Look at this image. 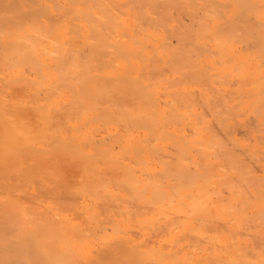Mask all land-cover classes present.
<instances>
[{
  "label": "bare ground",
  "instance_id": "bare-ground-1",
  "mask_svg": "<svg viewBox=\"0 0 264 264\" xmlns=\"http://www.w3.org/2000/svg\"><path fill=\"white\" fill-rule=\"evenodd\" d=\"M254 2L255 0L231 1L230 4L232 8H235V6L239 4L242 7V14L244 13L242 16L239 17V15H241L240 13L241 11H240L238 17L236 16L238 20L233 19L232 22L231 20H227V19H226L227 21H222L225 20L223 19V17H225L227 14L228 15L233 14V12L230 13L229 11H226L229 13L224 14L225 10L222 9V6H220L217 3V0H0V49L2 48L1 50L3 51L2 52L3 54L0 53V55H2L0 58L4 57L1 60L5 61L6 71L8 72L7 67H10L12 69L11 71L13 74L10 72L8 73L11 74L12 76H15L13 81L11 75L9 76L7 73L10 79L12 78L10 80L11 85L13 84L15 85L16 83L18 84L17 82L18 78H19L18 80H20L19 84H21L22 76L24 78V76L29 72V70L32 71L30 72L33 75L31 79L32 83L31 82L29 83L30 81L29 76H32L29 73H28L29 76H27L28 74L26 75L29 81L25 78L26 80L24 79V81L26 82L24 81L22 82L23 83L22 88L24 89L25 87L24 84L25 85L28 84L29 87L27 88L28 90H31L29 91L31 93L28 94L29 92L26 89H24L25 92L27 91L26 93L20 90V92H24V94L20 93V96L22 94L21 97L18 96V94L16 95L18 96V98L22 99L20 102L23 101L24 103L25 101L26 103L27 97H24V95L26 96L28 95V97L31 96L30 97L31 99L34 97L32 99L33 101L36 96L38 97V99L39 98L42 99L43 97L45 98V102L47 104V101L48 102L50 101L49 94L51 92L52 93L51 98L54 99L53 96H55V100L52 101L54 102L52 105L55 106L54 107L55 109L53 108L51 109L54 110L53 111L54 113L62 112L60 110V107L62 108L64 104H62V106L59 105L60 100L63 99L61 103L67 102L65 103V105L69 103L70 107L68 105L67 106L68 108H66V110L70 108L72 112V109L74 108L75 112L77 113L76 114L77 118L76 117L74 118V115L72 116L71 114L72 118L74 120L76 119L75 121L76 123L73 124L70 123L74 121L72 120L71 116H69V118L71 119L70 120L68 116L62 115L63 117H66V120L68 118L69 122L68 121L67 122L70 124V126L67 127L68 128L70 127L71 133L73 132V134H71L70 131H68L69 132L68 134V132L66 131L67 136L69 135V138L71 135L74 136V134H76V131L80 132L78 131L79 124L86 125L89 124V122L92 123V121L94 122L93 120L94 118H96L95 121L97 122V118L99 119L101 115H103V113L106 114V113H110L111 110L113 111L114 107L112 105L115 104L116 106L118 105L116 108L122 109V113L124 116L122 117L121 115H119L120 113L116 114L119 115V118H117L115 121L116 123L117 121L119 123H122L124 121L121 126L122 130L126 126V124L124 123H126L128 120L130 121L132 120L135 127L137 126L141 127L138 128L140 130H142L143 128L144 130L143 133L146 136L151 135L148 138H152L154 136L153 138L155 141L153 142H156L157 138L161 139L160 142L161 141L163 142V144L155 145V144H159L156 142L154 143V147H152L153 146V144H151L152 140L151 141L147 140L148 138L144 134L143 137H141L142 140L140 139V135H139V137L136 136V138H139V140H135L136 139L135 138L133 139V141L135 142L130 141V137H129L130 135H128L127 132H131L130 133L131 135H133L136 132H134L135 130L129 131L128 129L127 132H125L126 128H124L125 134L122 133L123 135H121V133L119 134L120 130L116 129L117 127L116 128L114 127L116 131H118V133L114 134L113 131L115 130L112 131L111 127L109 126L112 124V122L110 121L112 116L110 115L109 116L110 118H108L107 116L106 117L107 121L103 124L109 122V125L107 124L110 127V131L109 130L108 131L111 132V134L109 135L115 137L110 142L111 143L112 141L115 142L114 139H116V137L120 139V145L119 143L116 142L117 143L116 146H118L119 148L112 145L111 146L112 149L113 147L114 148L116 147L117 149L120 150L119 152L123 154L121 155V159L124 158V155L125 157L127 155L129 158L128 157L124 158L125 160L126 159L130 160L131 158L132 162L134 161L135 164L136 163L139 164L136 166L137 168L138 166H142L141 169L144 168L143 171L145 169H148L145 170L144 173L146 175V171H147L148 182H146L143 185L140 184V182H143L144 180H146V178L142 179L140 175V178L143 180L140 181L139 177L136 178V176L137 173L142 174L143 171H141L142 173L137 171V168L134 166L128 167L127 165H129L130 162H128V164H125V162L124 163L121 162L125 160L124 159L120 160L119 156H118L119 160L117 157L112 158L115 150L113 149L114 150L113 151L111 149L110 147L111 144L108 142L111 137H107V139L109 138L107 141H105L106 137H101L102 139L98 137L99 138L98 141H100L99 142L100 144L98 145V148L96 146L95 149H98L96 150L97 154L100 152L99 154L103 155L102 158H104L105 160L103 166H105L107 169L106 173L107 171L110 170L111 173L113 174L114 173L113 170H117L118 172L116 173L122 174L121 180L119 179H118L119 181L117 180L118 181L117 183L119 184H117L112 179H110V180H106L109 181L107 182V186H106L105 180L103 181V183L101 182V179L103 180L104 179L103 176H105V169L103 168L104 169L103 171V169L101 170L98 167L96 163L98 162L97 161L98 159L96 160L92 157V152L85 147L87 144H84L86 138L84 139L83 136L88 135V133L89 136L92 135V133L90 134L89 132L91 130L86 132V130H88L89 127L86 130L82 128L83 133L85 134L86 132V134L85 135L83 134L82 136V134L79 133L81 137L77 138L80 139V141L83 138L82 140H84V142L82 144L83 146L85 145L84 146L85 148L82 146V144L79 141L74 142L75 137L79 136L77 133V135L74 136V139L71 137L69 141H66L70 143L72 139L71 142L72 144H69L70 146L68 145V143L66 144L65 141H64L65 143L63 142L64 144H66L65 147H68L67 148L68 152H67L66 151L67 149L66 150L61 149L62 147H64V145L60 148V146L58 147V145H61V143H58L56 145V141L53 144L54 141L52 140V138L55 135H56L55 137H57L58 139V136L61 135V134L58 135V133H63L62 131L65 132L64 129L66 127L65 125H69V124L65 122L64 119H62L61 121L60 119L58 120L61 123L63 121L66 123V124L64 122L62 123L63 125L64 124L65 125L63 127L64 130H61L62 125H61V129L58 128L60 122L58 121L55 122V120H57L58 117L56 118L55 117L56 115L53 113L54 115L53 118L55 120L51 121L50 120L51 117L50 118L48 117L51 111L43 110L45 114L41 113V115L39 114L38 116H34L38 118V120L36 121V125L39 122V125L37 127L39 128L38 129L39 131L37 132L36 131L37 128L35 127V124H33L35 123V119H33L34 117L30 116L31 117L30 118L26 114L23 115L24 112L23 109H25V107L22 106L23 107L22 108L18 106L20 105V102L18 101L19 99L17 101L16 99H14L16 102H18V105L16 106V104L12 103L11 106L14 105V107L13 106L11 107L12 108L11 111L8 110L10 106H8L6 103H4V105L0 104L1 105L0 106V126H1L0 150H3V152L2 151L0 152V264H86L85 262L86 259L88 260L87 264L95 263L96 260L92 257L90 253L89 242L84 241L89 237L86 239L85 237L83 238V236L85 235L86 237L89 236L88 234L89 231H87V227L84 228L86 229L87 232L83 231V234L84 233L86 234L80 235L82 236L83 239L79 236H76L78 237L76 238L75 234L77 232L75 233V231H77L76 229L78 225L75 223H74L75 225L74 224L72 225V222H70L71 220L68 221L70 217L68 216L65 217L66 215L63 216L59 214V212L55 211V209L57 207H60L59 208L60 210L58 208L56 210L61 211L62 210L61 207L64 210V207L67 205V208L65 207V210H68L69 212H71L72 210L76 211L77 202L79 198L78 193H82L85 195L87 194V196L90 195L92 196L90 198L95 197V199L97 196H98L97 199L100 196H101L100 198L107 196L106 199H108L110 194L109 195L106 194L105 190L107 189L105 188L111 186L110 183H112V181L116 185H119L116 187L112 186L113 188L117 189V187L121 186L120 188H122L123 190L118 188L120 189V191L128 192L127 194L129 198L131 197L133 201H131V198L130 199L126 198L125 201H129V203L127 202L128 203L127 206L130 204L129 207L127 208H130V206H132L133 204L136 206L133 205L132 208L138 207L137 211L134 208L135 209L134 213L139 212L138 214H141L142 210L141 209L139 210V208H145L147 210L145 211V209H143V212L144 211L150 213L155 212L157 214L162 210L161 207L163 206V204H164L163 210L166 209L167 206L171 205L172 207L170 206L169 207L170 209L168 208L170 210V214H168L169 212L167 213L165 211V213H167L166 216L168 217L169 215V218L171 219V217L173 218L174 216L171 215L173 213L179 215L178 216L179 219L178 217H175V219L173 218L175 221L177 220V222L172 221L174 222L173 224L167 219L169 221V222L167 221L165 222L167 224L169 223H171L172 225H174L175 223L179 224L178 220H182L181 223V225L183 224L182 227L183 226L185 227V225H187L186 228H188L190 227L189 221H193V220L187 221L188 220L187 217H191L193 215L195 218L194 221L201 223V226L207 225L202 231L204 232L205 229H207L205 231V233L207 232L206 234L214 235L216 232H213V230L215 231L217 227L222 225L220 227L221 230L217 228L218 234L216 233L217 235L216 234L214 235L215 237H217L218 235L221 234L220 233L221 231H226L224 229L228 228L229 236H222L220 238H216V240L219 243L215 240L213 236L211 237L209 235H206L205 233H200V234L198 233V235L202 237L201 238L202 243L201 242L199 243L200 245L206 243L207 247L205 249L209 252V254L207 255L210 256V259H211V254L212 257H214V255L216 254L215 258H212L214 259V261L210 260V262L213 263L215 262L218 264H224V263L264 264V244H260L259 245L260 248L259 246L257 247L258 243H264V242L259 240L258 242L256 240L258 236L256 237L255 234L252 235L253 236L252 238L248 236L249 239L251 240H253L254 237L256 238V239L254 238L255 239L254 245H256V248H258L257 251L255 249V246L254 247L251 246L249 249V247L243 244L244 237L243 236H242L243 238L240 237L241 234L244 235L245 233H242L239 230L241 234L235 235L237 233L234 232L235 231L237 232V230L233 231L234 228H236V226L240 227L238 229H241L243 227V223L247 225L248 222H246V220L250 221L248 226L251 223H253L252 224L253 226L250 225V227L251 226L256 227L254 226L255 220L254 218L252 219V217L257 218L258 221L260 220L262 221V224H264V188H262L264 187V181H262L264 179L260 178V180H258L257 177L256 180L255 178L253 179L250 176V172L251 173L252 171L254 172V170L250 169V167L256 169L258 164H255V161L258 162L259 160L260 162L262 158L260 157L261 158L260 159L258 157L259 154L257 150L246 149L244 146H242V143L241 144L239 143V139H237L234 136V132L237 131L236 129H237L238 120L236 118V122H235V120L233 119L236 114L235 111H237V109L239 111L237 112L240 114V108H238V106H240L241 104L238 105V102L236 104L233 101L238 106L234 104L235 109L234 107H232L233 105L230 107L229 104H231V102L227 104V101L230 100V98L227 101H225L226 95H228L229 90L226 91L227 94L220 96V93L223 94L222 88L220 87V90L219 89L217 90L216 89L217 87H215V85L218 86V84L220 85L223 84V86H227L231 82V80H228V82L230 81L228 84L227 80L225 81V79H227L226 75L227 77L230 78V74L228 72L227 74L226 72H224L226 75L222 73L225 70L222 68L223 65H228V67L226 66L227 68H230V66H232V68H234V71L235 70L238 71L235 72L236 75L234 74L236 81L240 77L237 81L239 82L240 85V87L237 86L239 89L237 91H240V89L246 87V85L251 86L253 82L254 83L259 82V84L262 83V85H264V82L261 81L264 80V22H261L259 20L261 23L257 21L259 22L258 24L255 23L256 22L255 20H251V18L252 19L254 18L252 17L251 13L253 14V12L255 11L259 13V10L257 11V9L255 10L253 8L256 7V5H254L255 4ZM228 4L227 6L225 5L226 8H230ZM261 7H264V5H262ZM250 11H251L250 13L251 18L247 16V14H249ZM222 14H224L225 16ZM221 15L222 17L220 18L219 16ZM185 19H187L188 22ZM215 19L217 20L222 19V20H220L221 22L220 21L216 22ZM249 21H253V22L250 23ZM166 36L168 38H166ZM207 38L208 41L210 40L209 44H212L215 47V49L213 48V50H210V52H209V48L211 46L207 44L208 42H206V40L205 42L202 41ZM172 40L174 41V43H171ZM237 41L243 43L242 49L244 47L245 50L242 51L244 52H239V53L233 52V47ZM206 44L208 47H206ZM211 51H212V55L211 54L210 55L212 57H215L214 55H217L218 57L215 60V64H217V66L214 65L213 63L214 58L211 59L212 58L211 56L210 59L213 60V62L211 61L212 63H209L208 61L210 60L208 59H201L204 57L203 55H205L206 53L209 54L211 53ZM3 61H1L0 63H2ZM3 64H0V66ZM218 65L222 66L220 67L223 69L221 73L222 75L224 74L225 76L220 75L221 73L219 71L220 68H218L219 67ZM24 66L26 67L25 69L29 68V70L27 71V73L25 72V74L24 72L22 73V69H24L23 68ZM249 67H251L252 69ZM260 67L262 68L260 69ZM215 69H218V74L216 72L217 70L214 71ZM250 70L254 72H251ZM165 71H168L170 73L169 74L170 77L168 75L162 74ZM249 72H251L252 74H250ZM2 73L5 74V72ZM3 75L1 76L0 79L8 80L6 78L7 75H4V77ZM60 80L67 82L66 86L65 85L64 87L62 86L64 89L60 85L62 83L61 82L58 83V81ZM8 81H6L7 82L6 85L4 84L5 81L4 82L2 81L3 82L2 84L5 85L6 88L8 87L10 88L11 86L8 84ZM72 81L73 82L76 81L77 83L72 84ZM64 82L63 84H65ZM248 82L249 84H247ZM47 83L49 85V86L47 85L48 88L50 87L51 90L49 89L50 90L49 91L46 86L44 88H46L49 91V94L47 93V90L43 88V85H46ZM55 83L59 84L57 86L58 87L60 86L59 89L62 88V91L66 90V93H64L65 91L59 92V90H57L58 88H56L55 90L56 92H58L57 94L53 92L54 89L52 90L51 84L56 86ZM184 83L185 84L191 83L192 85L194 84L195 87L198 86L197 91L196 89L194 90L195 87L194 88L192 87L191 89L190 86L189 89L188 84H187L188 86L187 89L179 87L180 84L181 86H183ZM232 83L233 80L231 84ZM37 85L38 86L42 85V87L41 86L40 87L43 90H46V93L44 91L42 92L41 90H38ZM254 86L255 89L254 87H252L253 88L251 89L252 91L251 90L248 91L245 88L244 89L247 92L251 91L252 92L251 94H253L254 92V94H256L255 96H259L257 95L258 90H256L259 89L258 87L259 85L257 86V88L256 85ZM33 88H36L38 90L37 93V90L34 89V91L36 90L35 93L33 92L35 96L32 93ZM260 88H264V87L260 86ZM234 89L230 91L232 92L233 95H234L233 92H235L237 88L235 89V91ZM244 89L241 90L244 91ZM162 91H165L163 92L162 95L165 97L162 98L163 100L160 99V94L162 93ZM218 91L221 92L219 93ZM247 92H245L246 94L244 93L243 94L246 96H250L248 95L249 93L247 94ZM260 92H262V89ZM36 93L38 95H36ZM39 93L41 95L42 93L48 95L44 97L45 94H43V96L39 97L40 96ZM59 93L60 94L63 93V94L59 96ZM232 94L229 93V95ZM56 96L57 98L59 96V98L56 99ZM260 96L262 97V95ZM48 97L49 99H47L46 101V98ZM30 98H28V100H30ZM232 98L240 99L239 96L238 97L236 96V94L235 97L233 96ZM242 99H243L242 101H244L247 99V97L246 99L245 98ZM262 99L260 97H254V99L252 100L253 103H257L261 108L260 109L259 107H257L259 109L258 110L257 108L255 109L256 111H258V113H260V110L264 109V106H262L264 105V103H262L261 101ZM45 102L43 103L45 104ZM52 102L49 103L51 104ZM249 102H251V100ZM23 103L22 105H24ZM28 103H26V105ZM36 103H38L37 100L36 102H33V105L29 103L30 105L28 104L27 105L28 108L26 109H29L31 111L32 110L31 108L34 106L33 108H35L36 111L39 110L41 112L42 106L39 107L40 105L39 104L36 105ZM50 104H48V106L53 107ZM197 104H200L202 106V110L196 109L195 106ZM56 105L60 106L59 109L56 108L57 107ZM71 105H73L74 107L72 106L73 108H71ZM35 106H38L39 108ZM4 108L7 109L9 112H14V114L10 113V115H5L8 111L6 110L4 112ZM253 108L252 110H254ZM19 109L23 110V112L21 111L22 113L20 112V115L22 114V118H20L21 116L17 117V114H19L18 113ZM98 110H100L101 113L103 112L102 114H100V116L98 115L100 113L98 112ZM48 111L49 114L46 115ZM116 112H113L114 115ZM258 113H254V114L260 116L262 115ZM12 114L16 116V118L12 117L13 116ZM239 114H237V116ZM25 115L26 117L24 118L23 116ZM49 116H52V114H50ZM208 116L209 118H207ZM261 117H264V115H262ZM27 118L29 120L33 119L34 122L31 123V125L29 124L27 126V124H25L24 122L25 119L26 122L28 121ZM107 118L110 120L108 121ZM251 118L254 119L253 117ZM119 119L120 121L122 120L123 121L120 122ZM256 119L258 120V118ZM112 120L114 122L113 118ZM103 121L104 120H101V123ZM52 122L53 124L55 122L54 125L51 124L52 126H54L52 130V133H54V135H52V133H47L50 132L49 131L50 129H52V126H50L49 128V125ZM96 122L94 123L98 125ZM250 122L253 124V126L251 124V126H249L250 128L249 127L246 128L248 130L249 129L251 130V128L256 126L260 128L262 124H264L261 122V125L258 126L260 123L256 125L255 121L252 122L251 120ZM101 123H99V127L103 125ZM114 123L112 124V126H115L117 124L119 126L121 125L119 123L117 124ZM238 124L240 125V123ZM32 125L33 128H36L35 131H33L34 129H31ZM92 127H94V125ZM102 127L105 128L104 126ZM68 128H66V130ZM105 129H108V127ZM246 129H244L245 131L243 130L244 131L243 135H249V132H247ZM101 130L102 128L100 127V131ZM258 130L264 131V129L261 130L258 129ZM32 131L36 132L37 135L34 134L35 137L33 136ZM55 131L58 133L56 134ZM105 131H103V133H105ZM253 131H256V129L254 130L253 128ZM66 132L65 134L63 133L64 136H66ZM139 133L141 132L139 131ZM237 133H239V131ZM48 134L50 135L49 137L51 138L50 140H48V136H49ZM62 136H59V139ZM67 136L64 139L68 140L69 138ZM144 136L147 138L146 139L147 142L144 140ZM45 137L49 141V143L46 142L47 149H48V144L50 145V143H52L51 147L49 146L51 149H53V147L56 145L57 147L55 146L56 147L55 149L58 148L57 150H59L60 148V151L61 150L65 151V152L63 151L64 153L66 152L69 153L70 152L69 150H72L73 155L71 153L70 155L71 156L76 155L82 161L81 170H80L82 175L84 176L90 175L94 179L88 183L81 180L82 181L81 184L83 185L78 187L77 190L76 188L75 190L70 189V187L72 188V186L67 188L68 185L67 183H70L68 179L69 175L67 172H65L67 169L64 171L65 174L63 173L62 176L63 178L60 176L62 173H61V169L59 170L60 168L59 166H64L63 163H62L63 165L59 163L61 156H59L60 159L57 160L58 163L61 165L57 164L58 168L56 167L53 170L52 169L54 167L53 164L57 163V161L55 162L57 158L54 160L53 157H55L57 154L53 155L52 157L53 159L51 158V156L50 158H44V157L42 158V155L40 154V152L42 151L38 150L35 146L36 142L41 143V141H43ZM63 137L61 139H63ZM131 137L133 138V136ZM165 140L167 141L166 143H168L169 141V144L173 149L171 151L170 150L171 148L169 146L170 148L169 150L172 153L174 151L172 155L168 153H164L165 151L163 152L162 148H160V146L163 147L162 145H165L164 144ZM95 141L96 140H93L94 145L98 143V141L97 143ZM93 142L91 141L92 144ZM91 143L88 145H91ZM147 143L150 145H148ZM146 144L149 147H146ZM250 144H252L251 141ZM37 146L39 147V145ZM145 149H149L147 150L149 153H147ZM46 150L43 149V151H45L44 152L45 154L48 151ZM60 151H58L60 153L59 155L63 153V152L61 153ZM109 151L111 152L109 153ZM55 152L57 153V151ZM119 152L117 151V153ZM114 156L117 155L115 154ZM260 156H264V155H260ZM154 157L158 159L160 162H158L157 165L155 164V166L154 165L151 166L152 163L150 162L153 161L154 163L153 160L155 159ZM28 158H30V160L35 158L37 159V161L34 164H32ZM102 158H100V161H102L101 160ZM215 158L216 159L221 158L220 162L216 161L220 163V165L218 164L219 167H217V163L214 161L216 160ZM46 159L49 160V162H51V164L47 163L49 166L44 165L46 164L45 162ZM62 159L63 161L66 160L64 159V157H62ZM77 161L75 163H77ZM134 162L132 164H134ZM262 162H264V160H262ZM253 164L256 167H254ZM103 166L101 165V167ZM64 167H66V165ZM64 167H61L62 170L64 169ZM49 168H51L52 170ZM133 168L137 171L136 176L134 174L135 170ZM57 169L58 171H56ZM77 169L78 168H76V171ZM68 171L72 173L71 172L72 168L70 170L68 169ZM77 172L78 174H80L79 170ZM64 175L67 177L66 182L64 180L65 177ZM83 180H85V178H83ZM85 181L88 180L86 179ZM75 183L78 182L75 180ZM34 184L35 187L33 186ZM29 186H31V190L29 189L30 188ZM212 194L213 196L217 195L216 200L211 199V197H213ZM224 194L225 196L223 197ZM175 197L177 198L174 204L172 200ZM46 200H50L52 201V203L46 204L45 203ZM102 200H104V198ZM113 200H111V202H113ZM136 201L137 204H135ZM55 202L56 204L59 205L54 204ZM123 202L124 201H122V203ZM62 203L65 204L62 205ZM53 204L56 206L55 209H54L55 206ZM114 204H116L115 206H117L119 203L117 204L115 202ZM124 204L126 205L125 202L123 203V205ZM172 204L177 205L179 208L173 210L174 207ZM105 205H107V203ZM120 205L121 204H119V206ZM70 208L72 210H69ZM120 209H122V207ZM132 210L130 211L133 212ZM181 210H183L182 212L184 213H182ZM185 210L189 211L190 213ZM213 210H214V215L213 212H211ZM81 211L84 212V209H82ZM82 212L81 214H83ZM108 212L109 211H107V215L109 214ZM131 212H128V214L129 213L131 214ZM178 212L179 214H177ZM180 212L182 213L183 216L181 215ZM219 213L222 214V216L224 214L223 217H225V214H227V216L230 218V219L228 218L229 220H227L228 223H230V225L226 221L228 227L226 226V224L223 225L222 224L223 222L221 223L216 222L217 220H221L218 219L217 217ZM220 214L218 216H220ZM107 215L105 216L107 217ZM82 216L81 218L85 219V217ZM111 216L112 214L110 215V217ZM161 216H163V218H166L164 217L165 215L160 214V216H158V219L159 218L161 219L162 218ZM76 217L80 218L79 214ZM92 217L94 218L95 215H93ZM183 217L186 218L187 221L185 225L183 222L184 221ZM250 217L253 220V222L250 220ZM96 218H98V220L100 221L99 223L104 226L103 222H105V220L102 222L103 223L102 224L101 220L97 215ZM214 218H217V220L215 221ZM107 220H111V219H107ZM107 220L106 222H108ZM113 221L114 220H112V222ZM214 221L216 224L214 223ZM212 223L214 224V226H216V228L213 226ZM79 228L80 231L78 230V232L81 234L82 233L81 224L79 225ZM100 228L101 226L99 227V230ZM119 228L122 229V227ZM108 229H110V227ZM116 229L113 228V230L115 231ZM161 229L163 230V228ZM157 230L158 229H156V231ZM73 231L75 233L74 236L71 235ZM196 231L201 232V228L200 230L198 229ZM196 231H193V233L194 236L196 235L197 237ZM247 231H249L250 233V231L252 230H247ZM137 233L138 232L134 233L133 235L137 236ZM187 233L189 232L187 231ZM123 234H125V232H123ZM201 234H204L208 237ZM191 235H192L191 237H193L195 240L196 237H194L193 234ZM91 236L93 235L91 234ZM187 236L189 235L187 234ZM72 237L75 241H73ZM200 237L198 236L195 242L197 241V239L199 240ZM204 237L206 239L208 238L207 240H209V237L210 240L211 238H213L215 241L213 243L214 245L211 244L210 246L209 243L213 241L210 240L207 241ZM121 238H122L121 240L124 241L123 236ZM125 241L127 240L125 239ZM106 243L108 244V241ZM106 243L104 242V246L106 245ZM113 243L115 244L116 241L115 242L113 241ZM114 244L113 246H115ZM143 244H141V246ZM196 244L199 245L197 242ZM218 244H221L223 246L222 250H224L222 251L219 248L220 252L222 253L224 252L223 257L221 256L222 259L220 258V260H219L220 256L217 257V255L220 254V252L217 251L218 249L216 248L222 246L221 245L219 246ZM246 244L248 245V243ZM143 246H147V245H143ZM212 246L213 248L215 247V251H217L218 254L213 251L214 252L213 255V252H211L210 249L208 250V248L210 247L212 248ZM107 247L108 246H106L104 251H106ZM163 247L164 249L167 248L165 247V245H163ZM103 249H101L102 254H103ZM164 249L162 250L164 251ZM117 250H118V246L117 247L115 246V248H113L112 250L110 249L108 253L114 255L116 254V252H118ZM254 250L256 252H254ZM135 251H136L135 253L137 254L138 253L137 250ZM146 252L147 251L145 252L141 251V254ZM162 254L163 253H161L160 255L163 257L164 255ZM248 254H251L252 256L250 255L251 256L250 257L248 256ZM104 255L105 253L101 255V257H99L96 262H99V260ZM111 255H108V257H106L108 261L110 260ZM169 255L167 256L170 257ZM171 256L175 257V254ZM112 257L114 259V256ZM139 258L137 261H139ZM148 258L150 260L152 257H148ZM180 258L182 259V257ZM217 258L219 262H217ZM113 259L111 258V260ZM134 259L132 258L133 261ZM104 260L102 262L103 264H105ZM111 260L109 261V263L112 262ZM132 260L130 258V262ZM204 260H206V258ZM222 260L224 261L222 262ZM108 261H106L107 264ZM128 261L129 260H127V264ZM133 261L132 263L130 262L129 263L133 264ZM142 261L143 260H141V262ZM122 263L123 262H121V264ZM139 263L140 262H138V264ZM179 263L181 262L178 261V264ZM185 263L192 264L191 261H184V263L181 264H185Z\"/></svg>",
  "mask_w": 264,
  "mask_h": 264
},
{
  "label": "rangeland",
  "instance_id": "rangeland-1",
  "mask_svg": "<svg viewBox=\"0 0 264 264\" xmlns=\"http://www.w3.org/2000/svg\"><path fill=\"white\" fill-rule=\"evenodd\" d=\"M221 1H222V2H221ZM231 1H233V0H220V1L217 0V3H218L220 6H222V9L225 10L224 14H227V13H229V12H230V13L233 12V14H229V15L227 14L226 16H225L224 14H222V15L225 16V17H223V19H225V20H222V19H220V20H222V21L231 20V21L233 22V19L238 20L237 17H238V15H239V12H240V11H241V12H240L241 15H239V17L242 16V15L244 14V13L242 14V7H241L239 4L236 5L235 8H232V6H231V4H230ZM223 2H224V3H223ZM260 2H261V4H260ZM225 3H227V4L229 3L230 5L228 4V6H230V8H226L227 4H225ZM254 3H255L254 5H256V7H253V8H254L255 10L257 9V11L259 10V13H260V14H259L258 12H256V11H255L256 13L253 12V11H254V10H253V11H252L253 14H252L251 11H250L249 14H247V16H248L249 18H251V15H252V17H254V18H253V19L251 18V20H255V21H256L255 23H258V24H259L260 21H261V22H264V21H262V20H264V18H262V17H264V16H262V15H264V7H261L262 5H264V0H259V1H258V0H255ZM257 3H258V4H257ZM225 5H226V6H225ZM254 5H253V6H254ZM223 6H225V7H223ZM225 8H226V9H225ZM239 8H240V10H239ZM227 9H229V10H227ZM226 11H229V12H226ZM234 12H235V13H234ZM250 13H251V15H250ZM254 13H255V15H254ZM222 15L219 16V17L221 18ZM228 16H229V17H228ZM236 16H237V17H236ZM247 16H246V17H247ZM256 16H257V17H256ZM219 17H218V19H219ZM226 17H227V18H226ZM232 17H233V18H232ZM214 18H215V17H214ZM216 18H217V17H216ZM249 18H248V19H249ZM226 19H227V20H226ZM239 19H240V18H239ZM256 19H257V20H256ZM185 20H187V19H185ZM215 20H216V22H217V21H220V20H217V19H215ZM249 20H250V19H249ZM259 20H260V21H259ZM257 21H259V22H257ZM187 22H188V20H187ZM220 22H221V21H220ZM249 22L251 23V22H253V21H249ZM261 22H260V23H261ZM252 24H253V23H252ZM260 25H262V24H260ZM166 38H168V37L166 36ZM205 40H206V42H208L207 44H209L210 40L208 41V38H207V39H204V40H202V41L205 42ZM171 43H174V41L172 40ZM211 43H212V42H211ZM238 43H239V44H238ZM207 44H206V47H208ZM236 44H237V45H236ZM240 44H242V45H240ZM209 45L211 46V47L209 48V52H210V50H213V48L215 49L214 45H212V44H209ZM239 45H240V46H239ZM242 46H243V43H242V42L240 43V42L237 41V42L235 43L234 47H233V52H235V53L244 52V51H242V50H245V49H244V47H243V49H242ZM240 47H241V48H240ZM236 48H237V49H236ZM1 49H2V48H1ZM1 49H0V50H1ZM239 49H240L241 51H240ZM2 52H3V51L1 50L0 53H2ZM2 54H3V53H2ZM210 54L212 55V51H211V53H209V54L206 53V54H205L206 56L203 55V56H204L203 58H201V57H202V55H201L200 58H201V59H208V60H210V61L207 60L209 63H212L213 60H214L213 63H214V65L217 66V64H215V60L218 58L217 55H214L215 57H212ZM207 55H208V56H207ZM1 56H2V55H0V57H1ZM210 56L212 57L211 59H213V58H214V59L211 60V59H210ZM3 58H4V57L0 58V62L3 61V60H1V59H3ZM211 61H212V62H211ZM3 63H4V64H3ZM0 64H3V65L5 66V61H3V62L0 63ZM6 64H7V63H6ZM3 65L0 66V69H1V70H0V78H1V76L4 74V73H2V72H5L4 75H7L8 72L12 73V71H11L12 69H11L10 67H7V69H8V72H7V71H6V66L4 67ZM7 65H8V64H7ZM218 66H219L218 68L222 67L221 65H218ZM226 66L228 67V65H223V67H222L223 69H225L224 71H223L222 68H220V69H222V70L219 69V71H220V73H221L222 71H223L222 73L226 72V74H227V72H228V73L230 74V78L227 77V75H226L225 73H224V74L226 75V78H227V79H225L224 77H223V78L225 79V81L227 80V83H228V84H229V82H230V81L228 82V80H231V82H232V80H233V83L231 84V82H230L229 85H227V86H223V84L220 85V84H218V83H219V82H218V83H215V84H218V86L215 85V87H217V88H216L217 90H218V89L220 90V87L222 88L223 91H222V90H221V91H222L223 94L220 93L221 91H220V92L218 91V92L220 93V96H221V95H225V94H227L226 91H228V90H229L228 95H229V93L232 94V92H230V91H232L235 87L237 88V89L235 88L236 91H235V89H234V91H235V92H233L234 95H233V94H232V95H229V96L226 95V98H225V101H227V100L230 98V100L227 101V104H229V103L231 102V104H229V105H230V107L233 105L232 107H234V109H235V105L237 104V102H238V105L241 104L240 106L236 105V106H238V108H240V114H241V115L238 113L239 111H238V109H237L238 112L235 111L236 114H235L233 120H235V122H236V118H237V120H238L239 122L237 121V129H236L237 131L234 132V136H235L237 139H239V143H240V144L242 143V146H244L246 149H248V150H257V152H258V154H259L258 157H259V158L261 157L262 159L260 158V159H261L260 162H259V160H258V162L255 161V164H258L257 167L254 166V164H253V166L256 167V169H253V168L250 167V169L254 170V172H253L252 170H250V171H252V173L250 172V176H251L253 179H254V178L256 179L257 177H258V178H257L258 180H260V178H261V179H264V167H262V166H264V162H262V160H264V156H260V155H264V153H261V152H264V149H262V148H264V131L261 130V129H264V124H262V126H261L260 128H258L257 126H256V127H253L254 130L256 129V131H253V128H251V130L249 129L250 131H249L248 129H246V128H248L249 126H251V124H252V123L250 122L251 120H252V122L255 121L256 123H255V122H254V123H255L256 125L260 123L258 126L261 125V122L264 123V117H261L262 115H264V113H262V112H264V109L260 110V113H258V111H256L255 109H256L257 107H259V105H258L257 103H253V102H252V100L254 99V97H260L261 99L264 98V93H262V92H264V88H260V86L264 87V85H262V83L259 84V82H258V83H254V82L252 83V85H253V84L256 85V88H257V86L259 85L258 87H259L260 90H259V89H256V90L259 91V92L257 91V95H259V96H255L256 94H254V92H253V94H251V93H252V92H251V91H252L251 89H253L252 87H254V89H255V86H254V85H253V86L251 85L252 87H251L250 85H246V87L248 86L247 88L244 87V86H242V87H244V88H245L246 90H248V91L251 90L250 92H247L244 88H241L242 90L244 89V91H242L241 89H240V91H237V90H239L237 86L240 87L239 82H237L238 79H239L240 77L237 79V81L235 80V79H236V78H235V75H236L235 72H236L237 70L234 71V68H232V66H230V65H229L230 68H227ZM2 67H3V68H2ZM225 67H226V68H225ZM23 68L25 69L26 67L24 66ZM245 68H248V67H245ZM249 68H251V67H249ZM261 68H262V67H260V69H261ZM2 69H3V70H2ZM9 69H10V71H9ZM24 69H22V73L24 72V74H25V72L27 73V71L29 70V68H27V69H25V70H24ZM228 69H229V70H228ZM230 69H231V71H230ZM251 69H252V68H251ZM216 70H217V71H216ZM30 71H31V70H29L28 73L32 75V73H31L32 71H31V72H30ZM214 71H216L217 74H218V69H215ZM250 71H251V70H250ZM233 72H234V73H233ZM237 72H238V71H237ZM251 72H254V71H251ZM251 72H249V73L252 74ZM28 73H27V74H28ZM165 73H168V74H165ZM222 73H221L220 75H221V76H225L224 74L222 75ZM232 73H233V74H232ZM246 73H248V72H246ZM12 74H13V73H12ZM18 74H19V73H18ZM18 74H17V75H18ZM27 74H26V75H27ZM29 74H28L27 76H29ZM162 74H164V75H168V76L170 77V75H169L170 73H169L168 71H165V72H163ZM234 74H235V75H234ZM4 75H3V77H4ZM8 75L10 76L11 74L8 73ZM8 75H7L6 78H7L9 81L6 80V79H0V82H1V83H0V86L2 85V86H1V89H0V90H1V92H0V101H1V102L3 101L2 103L0 102V104L4 105V103H6L8 106H10V107H9L10 109L8 108V110L11 111V109H12L11 107H12V106L14 107V105L11 106V104L13 103V104H16V106H17V105H18V102H16V101H17L18 99H19V100H18L19 102L22 100L21 98H18V96H20V93L24 94V92H25L24 89H26L28 92L31 91V90H28V88H27V87H29L28 84H26V85L24 84L25 87H24V89L22 88V87H23V86H22V85H23L22 82L24 81V79L26 78V79L28 80V78H27L26 75L24 76V78H23V76H22V78H21V79H22V80H21V81H22L21 84H19V83H20V80H18V79H19V78H18V79H17L18 84L16 83L15 85H14V84L11 85V81H10L12 78H13V81H14V77H15V76H12V75H11L12 78L10 79V77H9ZM20 75H21V74H20ZM20 75H19V76H20ZM237 75H238V73H237ZM248 75H249V74H248ZM233 76H234V77H233ZM20 77H21V76H20ZM32 77H33V75H32V76H29V79H30V81L28 80L29 83L32 81V80H31ZM236 77H237V76H236ZM26 79H25V80H26ZM156 80H157V79H156ZM234 80H235V81H234ZM2 81H3V82L5 81V83H4L5 85L7 84L6 81H8V84L11 85L10 88H9V87L6 88V86L2 84V83H3ZM15 81H16V79H15ZM77 81H78V80H77ZM221 81H222V80H221ZM261 81L264 82V80H261ZM261 81H260V82H261ZM24 82H26V81H24ZM60 82L62 83V84H60L61 87H62V86L64 87V85H65V86L67 85V82H64L63 80H62V81H61V80L58 81V83H60ZM63 82H64L65 84H63ZM78 82H79V81H78ZM12 83H14V82H12ZM27 83H28V82H27ZM31 83H32V82H31ZM73 83L76 84L77 82H76V81H75V82L72 81V84H73ZM220 83H221V82H220ZM227 83H225V84H227ZM236 83H237V84H236ZM52 84H54V83H52ZM52 84H51L52 90L54 89L53 92H55L56 94L58 93V92L55 91L56 88H58L57 90H59V92H60V91H61V92H64V91H65L64 93H66V90H63V91H62V88H63V87L60 88L61 90L59 89L60 86H59V87L57 86V85H59V84L55 83L56 86H54V85H52ZM70 84H71V83H70ZM187 84H188L189 87L187 86ZM187 84L184 83L183 86H181V84H180L179 87H181V88H185V89H187V87L190 89V86H191V89H192V87H193V88L195 87L194 84H193V85H192L191 83H190V84L187 83ZM233 84H234V86H233ZM247 84H249V82H248ZM250 84H251V83H250ZM9 85H8V86H9ZM47 85H48V83H47L46 85H43V88H44L45 86L48 88L49 85H48V86H47ZM219 85H220V86H219ZM3 86H5V87H3ZM15 86H16V87H15ZM37 86H38V85H37ZM40 86L42 87V85H40ZM40 86H38L37 89H38V90H41L42 92L44 91V92L46 93V90H47V89L44 88V89H46V90H43ZM184 86H185V87H184ZM249 86H250V87H249ZM4 88H5V90H4ZM65 88H66V87H65ZM67 88H68V86H67ZM197 88H198V86H196V87L194 88V90L196 89V91H197ZM224 88H225V89H224ZM248 88H249V89H248ZM34 89H36V88H33V89H32V90H33L32 93H33V92L35 93V91L37 90V89H36V90L34 91ZM49 89H50V87L48 88V90H49ZM63 89H64V88H63ZM216 89H215V90H216ZM261 89H262V92H260ZM2 90H3V91H2ZM20 90H22V91H24V92H20ZM38 90H37V93H38ZM48 90H47V93L49 94V91H50L51 89H50L49 91H48ZM67 90H69V89H67ZM163 90H166V89H163ZM217 90H216V91H217ZM256 90H253V91H256ZM6 91H7V92H6ZM27 91H26V92H27ZM41 91H40V92H41ZM12 92H13V93H12ZM26 92H25V93H26ZM163 92H165V91H162V93L160 94V99H161V100H163L162 98L164 97V96H162V95H163ZM224 92H225V93H224ZM239 92H240V93L242 92V93L240 94ZM245 92H247V94L249 93L248 95H250V96H246V95H244V94H246ZM30 93H31V92H29L28 94H30ZM34 93H33V95H34ZM37 93H36V95H38ZM45 93H42V95L39 93V94H40L39 97L43 96V94H45ZM243 93H244V94H243ZM9 94H10V95H9ZM17 94H18V96H16ZM22 94H21V96H22ZM48 94H47V95H48ZM51 94H52V93L50 92V94H49V96H50V101H49V102H52V101L55 100V96H53V97H54V99H53V98H51V97H52ZM62 94H63V93H62ZM62 94L59 93V96L62 95ZM235 94H236L237 97L239 96L240 99L232 98L233 96L235 97ZM242 94H243V95H242ZM31 95H32V94H31ZM47 95L45 94L44 97L47 96ZM53 95H55V94H53ZM241 95H242V96H241ZM260 95H262V97H261ZM21 96H20V97H21ZM34 96H35V95H34ZM59 96H58V98H59ZM252 96H253V97H252ZM16 97H17V98H16ZM24 97H27V99H26V103L29 102L31 105H33V102H36V100H37L38 103H36V105L39 104V105H40V106L38 105L39 107L42 106V107H41V108H42V111H43V110H44V111H45V110H49V111H51L50 114H52V116H49V115H50V114H49V111H48V113L46 112V113H47L46 115L49 114L48 117H49V118L51 117V118H50L51 121H54V120H55V119L53 118V117H54V115H53V113H54L53 111H54V110H51L52 108L55 109V108H54L55 106L52 105L54 102H52V103L50 104V103L47 101V99H49V97L46 98L47 104H46V102H45V98H43V97H42V99L39 98V99H40V100H39L38 97L36 96L37 99H36V97H35L34 101L32 100L34 97H33L32 99L30 98L31 96L28 97V95H27V96L24 95ZM246 97H247V99H246ZM22 98H23V97H22ZM28 98H30V100H28ZM58 98H57V96H56V99H58ZM164 98H165V97H164ZM242 98H245L246 100L242 101V100H243ZM251 98H252V99H251ZM11 99H12V100H11ZM14 99H16V101H15ZM52 99H53V100H52ZM113 99H115V98H113ZM234 99H235V100H234ZM5 100H6V101H5ZM13 100H14L16 103H15ZM250 100H251V102H249ZM11 101H12V102H11ZM27 101H28V102H27ZM30 101H32V102H30ZM42 101L45 102V104H44ZM62 101H63V99L59 101V105H61V106H62V104L65 105V103H67V102H65V103H61ZM233 101H234L236 104H235ZM261 101H262V103H264V99H262ZM22 103H23V101L20 102V105H18V106H19V107H22V106L25 107V109H23L24 112H23V110H20V109H19V110H18V113H19V114H17V117H20V116H21L20 118H22V114L20 115V112H21V111L23 112V115L26 114L28 117H30V116H32V117H34V116H38L39 114L41 115V113L45 114L44 111H43V112H42V111L40 112L39 110L36 111V109L33 108L34 106H33V107L31 106V107H32V108H31L32 110L30 111L29 109H26V108H28L27 105H28L29 103H28L27 105H26L25 101H24V103H23L24 105H22ZM262 103H261V104H262ZM9 104H10V105H9ZM30 104H29V105H30ZM48 104L52 105L53 107L48 106ZM55 104H56V103H55ZM234 104H235V105H234ZM261 104H260V105H261ZM34 105H35V104H34ZM44 105H45V106H44ZM59 105H58V106L56 105V106H57L56 108L59 109V107H60ZM64 105H63L62 108L60 107V110H61L62 112H60V113H58V112L56 113V112H55V113H54V114L56 115L55 117H56V118L58 117L57 120H55V122H57L59 119H60V121H61L62 119H64L65 122H67V121L69 122L68 118H69V116H71V114H72V116L74 115V118L76 117V114H77V113L75 112V110H74V108H73L74 106L71 105V108H73V109H72V112H71V109H70V108L66 110V108H68V107H67L68 105H69V107H70V104H69V103L66 104V105H65L66 107H65ZM114 105H115V104L112 105V106L114 107V110H113V111H112V110L110 111L111 114H110V113H106V114H105V113L102 112L103 115H101V117H100L99 119L97 118V122L95 121L96 118L93 119L94 122H96L98 125H96L93 121H92V123L89 122V124H86V125H83V124L80 125V124L78 123V124H79V125L77 124V125H78V128L81 129V130L78 129V131H80V132H77V131H76V134H74V136H76L77 133H78V135H79V133H80V134H82V136H83L84 133H83L82 128L86 130V129L89 127L88 130H86V132H88L89 130H91V131H89V132H90V134L92 133V135L89 136V133H88V135L83 136L84 139L86 138L84 144H87L86 146H85V145H84V146H85L88 150H90V151L92 152V157H93L94 159H96V160L98 159V160H97L98 162H96L97 165H98V167H99L101 170H102L103 168L105 169V176H103L104 179H103V180L101 179V182L103 183V181L105 180V184H106V186H107V182H109V181H106V180H110V179H112L114 182L117 183L119 180H121V178H122V174H120V173L118 174V173H116V172H118L117 170H113L114 173H115V176L117 177V179H116V177L114 176V173L112 174L111 171H110L109 169H108L109 171H107V173H106V170H107V169H106L105 166H103V165H104V162H105L104 158H102L103 155H100V154H99L100 152L97 154V153H96V150H98V149H95L96 146H97V148H98V145L100 144V143H99L100 141H98L99 138L102 139L101 137H106V138H105V139H106L105 141H107V140L109 139V138L107 139V137H111V138L109 139V141H108V142L111 144V145L109 144L110 147H111L112 145H113V146H116L117 143H119V145H120V139H119L118 137H116V139H114L115 142H113V141H112V143L110 142L111 140H113V138H115V137H112L111 135H109V134H111V132H109V131H110V127H111V130H112V131L115 130V131H113L114 134H115V133H118V131H116V129L120 130L119 134L121 133V135H123L122 133H124L125 130H126L125 132H127V129H128L129 131H133V130H135L134 132H136V133L133 132V133H134L133 135L130 134L131 132H127V134L130 135V136H129V137H130V141H133V139H135L136 136L139 137V135H140V139L142 140L141 137H143V134H144V133H143V131H144L143 128H142V130H140V129H138V128H141V127H139V126L135 127L134 124H133V122H132V120H131V121L128 120L126 123H124V124H126L127 127L123 124V125L125 126L124 128H126V129L124 130V128H123V130H122V129H121V126H122V123H123L124 121L122 120V121H123V122H122V121H120V119H119V121L122 122V123H119V122L117 121V123L121 124L120 126L115 122L116 119L119 118V115H121L122 117H124V116H123V113H122V109L116 108L118 105H117V106H116V105L114 106ZM250 105H252V106H250ZM0 106H1V105H0ZM26 106H27V107H26ZM38 106H35V107L39 108ZM72 106H73V107H72ZM162 106H163V105H162ZM198 106H199V107H198ZM262 106H264V105H262ZM23 107H22V108H23ZM64 107H65V108H64ZM195 107H196L197 110H200V109L202 110V106H201L200 104H197ZM251 107H252V108L255 107V108H253L254 110H252ZM15 108H16V107H15ZM41 108H40V109H41ZM43 108H44V109H43ZM63 108H64V110H63ZM110 108H111V107H110ZM244 108H245V109H244ZM259 108H260V107H259ZM259 108H257V110H258ZM13 109H14V108H13ZM112 109H113V108H112ZM260 109H261V108H260ZM6 110H7V109L4 108V112H5ZM8 110H7V111H8ZM26 110H27V111H26ZM33 110H34V111H33ZM69 110H70V111H69ZM250 110H251V111H250ZM1 111H2V110H1ZM28 111H30V112H28ZM32 111H33V112H32ZM56 111H57V110H56ZM58 111H59V110H58ZM63 111H64V112H63ZM68 111H69V112H68ZM116 111H117V112H116ZM252 111H253V112H252ZM261 111H262V112H261ZM22 112H21V113H22ZM38 112H39V113H38ZM66 112H67V113H66ZM70 112H71V113H70ZM73 112H74V113H73ZM98 112H100V113L98 114V115L100 116V114H102V113H101L100 110H98ZM107 112H108V111H107ZM113 112H116L115 115H114ZM243 112H244V113H243ZM10 113H13V114H14V112H9V111H8L5 115H10ZM30 113H31V115H30ZM32 113H33V115H32ZM35 113H36V114H35ZM68 113H69V114H68ZM117 113H120V114H119V115H116ZM254 113H258V114H262V115H261V116H260V115H255ZM13 114H12V115H13ZM60 114H61V115H60ZM66 114H67V115H66ZM104 114H105V115H104ZM108 114H109V115H108ZM237 114H239V115L237 116ZM242 114H243V115H242ZM26 115L23 116V117L25 118ZM62 115H63V116H68L67 120H66V117H63ZM110 115L112 116V117H111V120L108 119V118H110V117H109ZM72 116H71V118H72ZM103 116H104V117H103ZM107 116H108V118H107L108 121L110 120V121L112 122V124L115 122L118 126H117V125L112 126V124L109 125V122L106 123V124H103V123H105V122L107 121V120H106V117H107ZM256 116H257V117H256ZM258 116H259V117H258ZM12 117H15V118H16V116H14V115H13ZM114 117H116V118H114ZM251 117H253L254 119H252ZM30 118H31V117H30ZM76 118H77V117H76ZM103 118H104V119H103ZM112 118L114 119V122H113ZM207 118H209V116H208ZM249 118H250V119H249ZM256 118H258V120H257ZM33 119H35V123H33V122H34ZM33 119H32V120H31V119L29 120V119L27 118V120H28L27 122H26V119H25V120L23 119V120H24L25 124H27V126H28L29 124L31 125V123H33V124H35V127L37 128L38 125H39V122H38V124L36 125V121L38 120V118H37V117H34ZM69 119H70V118H69ZM70 120H71V119H70ZM72 120H74V119L72 118ZM78 120H79V119H78ZM101 120H104V121L101 123ZM240 120H241L242 122H241ZM249 120H250V121H249ZM256 120H257V121H256ZM60 121H58V122H60ZM75 121H76V119H75L74 121L70 122V123H72V124H73V123H76ZM90 121H91V120H90ZM55 122H54V124H55ZM63 122H64V121H63ZM63 122H62V123H63ZM65 122H64V123H65ZM68 122H67V123H68ZM77 122H79V121H77ZM98 122L101 123V124H103L102 126H104L105 128L108 127V129H105V128H103L102 126H100V127L102 128V130H101L102 132H101V131H100V127H99V123H98ZM131 122H132V123H131ZM257 122H258V123H257ZM60 123H61V122H60ZM60 123H59V125H58V128L61 129V125H62V129H61V130H64V129H65V132H66V131L68 132V131L71 130L70 127H69V128L67 127V126H70L69 123H68L69 125H65L66 123L64 124V125L66 126L64 129H63L64 125H63L62 123H61V124H60ZM115 123H114V124H115ZM128 123H129V124H128ZM238 123H240V125H239ZM51 124H53V122L50 123L49 128H50V126H52ZM54 124H53V125H54ZM56 124H58V123H56ZM90 124H91L92 126L94 125V127H92ZM107 124H108L110 127H109ZM249 124H250V125H249ZM255 124H254V125H255ZM88 125H89V126H88ZM95 125H96V127H95ZM105 125H107V126H105ZM247 125H248V126H247ZM79 126H80V127H79ZM81 126H83V127H81ZM85 126H86V128H85ZM90 126H91V129H90ZM128 126H129V127H128ZM240 126H241V127H240ZM252 126H253V124H252ZM53 127H54V126H52V129L49 130L50 132H47L48 130H47L46 132H47V133H52ZM114 127H115V128L117 127V128L115 129ZM118 127H120V128H118ZM29 128H30V127H29ZM36 128H33V125H32V127H31V129H34L33 131H35ZM49 128H48V129H49ZM56 128H57V127H56ZM66 128H68V129L66 130ZM93 128H94V129H93ZM249 128H250V127H249ZM257 128L260 129L261 131H259ZM38 129H39V128H37V130H36L37 132L39 131ZM54 129H55V128H54ZM104 129H105L106 131H105ZM136 129H138V130H136ZM244 129H246L247 132H249V135H243V134H244L243 132L245 131ZM0 130H1V126H0ZM56 130H57V129H56ZM61 130H59V131H61ZM96 130H97V131H96ZM108 130H109V131H108ZM240 130H241V133H240ZM243 130H244V131H243ZM33 131H32V133H33V136H34V134H36V132H33ZM98 131H99V132H98ZM103 131H105V133H103ZM107 131H108L109 133H108ZM139 131H140L141 133H139ZM238 131H239V133H237ZM53 132H54V131H53ZM55 132H56V131H55ZM62 132L65 134L64 131H62ZM67 132H66V136H67ZM86 132H85V134H86ZM94 132H95V133H94ZM57 133H58V132H56V134H57ZM63 133H58V135L61 134V135H59V136H62V135L64 136ZM70 133H71V131H70ZM106 133H107V134H106ZM137 133H138V134H137ZM250 133H251V134H250ZM68 134H69V132H68ZM71 134H73V132H72ZM85 134H84V135H85ZM124 134H125V133H124ZM186 134H187V132H186ZM36 135H37V134H36ZM48 135H49V134H48ZM48 135H47V136H48ZM52 135H54V133H52ZM98 135H100V136H98ZM102 135H103V136H102ZM144 135H145V134H144ZM236 135H237V136H236ZM33 136H31V137H33ZM55 136H56V135H55ZM55 136H54V137L52 136V137H53L52 140L54 141V142L52 141L53 144L55 143V141H56V145H57L58 143H61V145H58V147L60 146V148H61V147L64 145V147H62L61 149H65V150L68 148V147H65V145H66L67 143H68V145H69V144H72V143H71V142H72V139H71L70 143H69V142H66V141H69L71 137L74 139V136H72V135L70 136V138H69V135L67 136V137L69 138L68 140L64 139L66 136H64V137L62 136L63 139H61L62 137H60L61 140L59 139V136H58V139H57V137H55ZM131 136H133V138H132ZM145 136H146V135H145ZM145 136H144V140L146 141V139H147L148 137H150L151 135H149V136L147 135V136H146L147 138H146ZM34 137H35V136H34ZM49 137H50V135L48 136V140L51 139V138H49ZM79 137H81V136L79 135L78 137H75L74 142H78V141H79V142L82 144V143L84 142V140H82V139H83V138H82L81 141H80V139H77V138H79ZM88 137H90V138H88ZM98 137H99V138H98ZM153 137H154V136H153ZM153 137L147 139V140H150V141L152 140V141H151L152 143L150 142L151 144H153L152 147H154V143H156V142L159 143V144H155V145L163 144L162 141L160 142L161 139H159V138H157V141H156V142H153V141H155ZM241 137H242V138H241ZM244 137H245V138H244ZM247 137H248L249 139H248ZM36 138H37V137H36ZM45 138H46V137H45ZM45 138H44V140H43L45 143H44L43 141H41V143H43V144L36 142V143H35V146H36V148H37L38 150L42 151V152H40V154L42 155V158H43V157H44V158H50V156H51V158H52L53 155H56V154H57L55 157H53L54 160L57 158V159L55 160V162H56L57 160L60 159L59 156H61V159L59 160V161H60L59 163H61V164L63 163L64 166L66 165V167H64V166H59V167H60L59 170L61 169V173H62V174L60 173V174H61L60 176L62 177V176H63V173L65 174V172L68 173V175H69V178H68V179H69L70 183H67V184H68V185H67V188H69L70 186H72V188L70 187V189H74V190H75V188H76V190H77L78 187H80L81 185H83V184H81L82 181L88 183V182H90L91 180L94 179V178H92L90 175H89V176H84V175H82V173L80 172L82 161H81V159H80L78 156H76V155H75V156H71V155H70V153H71V154L73 153L72 150H69L70 152L67 153V152H68V149H67V150H66V151H67L66 153L68 154V155H67L66 153H64V152H65L64 150H63V151H64V152H63L62 150L60 151V148H59V150H57L58 148L55 149V148L57 147L56 145H55L56 147H55V146L53 147V149H55V150L51 149L50 147H51L52 143H50V145L48 144V149L50 148V149L48 150V149H47V146H46V145H47L46 142L49 143V141L47 140V138H46V140H47V141H46ZM54 138H55V139H54ZM97 138H98V139H97ZM120 138H121V137H120ZM250 138H251V140H250ZM252 138H253V139H252ZM56 139H57V140H56ZM76 139H77V140H76ZM117 139H119V140H117ZM93 140H96V141H95L96 143H97V141H98V143L94 145ZM135 140H139V138H136ZM58 141H60V142H58ZM61 141H62V142H61ZM64 141L66 142V144H64V143H65ZM88 141H89V142H88ZM91 141L93 142V144L91 143ZM158 141H159V142H158ZM163 141H164V140H163ZM244 141H245V142H244ZM250 141H251L252 144H250ZM63 142H64V143H63ZM116 142H117V143H116ZM133 142H135V141H133ZM146 142H147V141H146ZM148 142H149V141H148ZM166 142H167V141L165 140V143H164L165 145H162L163 147L160 146V148H162V151H163V152L165 151L164 153H168V154L172 155V154L174 153V151H173V153L171 152L173 149L171 148V146H170V144H169V141H168V143H166ZM90 143H91V145H88V144H90ZM244 143H245V144H244ZM247 143H248V144H247ZM36 144L39 145V147H38ZM40 144H41V145H40ZM44 144H45L46 147L44 146ZM114 144H115V145H114ZM144 144H145V142H144ZM147 144H148V143H147ZM147 144H146V147H149V146H147ZM166 144H167V145H166ZM68 145H67V146H68ZM92 145H93V146H92ZM109 145H107V146H109ZM148 145H150V144H148ZM245 145H246V146H245ZM41 146L44 147V148H42ZM49 146H50V147H49ZM69 146H70V145H69ZM82 146H83V144H82ZM84 146H83V147H84ZM88 146H89V147H88ZM167 146H168V147H167ZM169 146H170L171 149L169 148ZM253 146H254V148H253ZM85 147H84V148H85ZM116 147H118V146H116ZM116 147H115V148H116ZM258 147H259V149H258ZM41 148H42V150H41ZM91 148H92V149H91ZM115 148L113 147V149H114L115 152H116V153L114 152V155L116 154L117 156H114V155L111 153V154L113 155L112 158H114V157H117V158H118V156H119V157H120V160H123L124 158H127V157H128L127 155H126V157H125V155H124V158L121 159V155H123V154L119 152V151H120L119 149L116 148V149H117V150H116ZM118 148H119V147H118ZM164 148H165V149H164ZM249 148H250V149H249ZM0 149H1V146H0ZM43 149H44V150L47 149L48 151H47V150H46V151L48 152V154H47V152H46V154H45V153H44L45 151H43ZM69 149H70V148H69ZM111 149H112V147H111ZM113 149H112V150H113ZM169 149H170L171 151H170ZM112 150H111V151H112ZM114 150H113V151H114ZM147 150H149V149H145V151H147ZM168 150H169V151H168ZM1 151L3 152V150H0V152H1ZM20 151H21V150H20ZM52 151H54V152H52ZM55 151H57V153H56ZM58 151H60L61 153L63 152V153H62L61 155H59L60 153H59ZM100 151H101V150H100ZM111 151H109V153H110ZM113 151H112V152H113ZM117 151H118L119 153H117ZM259 151H261V152H259ZM51 152H52V154H51ZM97 152H98V151H97ZM147 153H149V152L147 151ZM44 154L46 155V157H45ZM94 154H95V155H94ZM64 155H66V156H64ZM72 155H73V154H72ZM96 155H97L99 158H98ZM99 155H100V156H99ZM34 156H35V155H34ZM70 156H71V157H70ZM62 157H64V159H66V160L63 161ZM66 157H67L68 159H67ZM76 157H77V158H76ZM53 158H52V159H53ZM93 158H92V159H93ZM100 158H102V159H101L102 161H100ZM128 158H129V157H128ZM154 158H155V157H154ZM259 158H258V159H259ZM28 159L30 160V158H28ZM75 159H77L78 161L75 160ZM150 159H151V158H150ZM152 159H153V158H152ZM215 159H216V158H215ZM217 159H218V158H217ZM217 159L214 160V161H215V162H216V161H218V162L221 161V158H219L220 160H219V159L217 160ZM118 160H119V158H118ZM124 160H125V159H124ZM126 160H127V159H126ZM126 160H125V161H121V162H123V163L125 162V164H128V162H130V163L132 164V163L134 162V161H133V162L131 161V160H132L131 158H130V160H129V159L127 160V163H126ZM153 160H154V163H153L152 160H150V161H152V162H150V163H152V165L150 164L151 166H153V165L155 166V164L157 165V163L160 162V161H159L158 159H156V158L153 159ZM157 160H158V161H157ZM256 160H257V159H256ZM30 161H31L32 164H34V163L37 161V159L33 158V159L30 160ZM76 161H77V163H75ZM45 162H46V164H44V165H48L47 163H50V164H51V162H49V160H47V159H46ZM99 162H100V163H99ZM218 162H216V163H217V167H219L218 164L220 165V163H218ZM59 163H58V161H57L56 164H53L54 167H53L52 169L54 170V168H56L58 165H61V164H59ZM68 163H69V164H68ZM98 163H99V164H98ZM130 163H129V165H127L128 167H129V166H134V167H136L137 165H139V164H137V163L135 164V162H134V164H132V165H131ZM57 164H58V165H57ZM63 164H62V165H63ZM75 164H77V165H75ZM53 165H52V166H53ZM67 165H68V166H67ZM71 165H72V166H71ZM78 165H79V167H78ZM97 165H96V166H97ZM99 165H100V166H99ZM101 165H102L103 167H101ZM119 165H121V164H119ZM251 165H252V164H251ZM259 165H260V166H259ZM48 166H49V165H48ZM52 166H50V167H52ZM70 166H71V167H70ZM76 166H77V167H76ZM253 166H252V167H253ZM61 167H64V169L62 170ZM69 167H70V168H69ZM139 167H140V168H139ZM141 167H142V166H138V168L136 167V168H137V171H139V172L143 171L144 168L141 169ZM258 167H259V168L262 167V168L259 169ZM47 168H48V167H47ZM57 168H58V167H57ZM71 168H72V171H71L72 173H70V171H68V169L70 170ZM76 168H78L77 171L79 170V173L81 174V177H82V178L80 177V174H78V172L76 171ZM49 169H51V168H49ZM52 169H51V170H52ZM66 169H67V170H66ZM73 169H74V170H73ZM104 169H103V171H104ZM133 169H134V168H133ZM139 169H141V170H139ZM65 170H66V171H65ZM134 170H135V169H134ZM145 170H148V169H145ZM145 170L143 171V173L141 172L143 175H145V174H144V173H145ZM56 171H58V169H57ZM64 171H65V172H64ZM75 171H76L77 173H76ZM113 171H112V172H113ZM137 171L135 170V172H134L135 176H136V172H137ZM50 172H51V171H50ZM59 172H60V171H59ZM260 173H261V174H260ZM76 174H77V175H76ZM117 174H118V175H117ZM142 174L137 173V176H136V178L139 177L140 181H143L142 179L146 178V180H144L143 182H140L141 185H143V184H145L146 182H148V181H147V178H148L147 171H146V175H145L146 177L143 176ZM251 174H252V175H251ZM68 175H67V176H68ZM140 175H141L142 179L140 178ZM64 176H65V175H64ZM65 177H66V176H65ZM65 177H64V180H65V182H66L67 177H66V178H65ZM72 177H73V178H72ZM75 177H77V178H75ZM112 177H114V178H112ZM62 178H63V177H62ZM83 178H85V180L87 179L88 181L83 180ZM106 178H107V179H106ZM118 179H119V180H118ZM257 179H256V180H257ZM75 180H76L78 183H75ZM81 180H82V181H81ZM112 180H111V181H112ZM117 180H118V181H117ZM113 181H112V183H110L111 186H109V185H110V184H109V185H108L109 187L105 188V189H107V190H105L106 194H107V195L110 194V195H109V198H110V199H109V198L106 199L107 196H106V197L104 196V197H103L104 200H102L103 198H100V197H101V196H100V197L98 198V199L101 200V201H100V200L97 199L98 196H97L96 199H95V197L90 198V197H92V196H90V195L87 196V194L85 195V194H82V193H78L80 199L78 198V202H77V210H76V211H75V210L73 211V210L70 208L69 210H72V211L69 212L68 210H65V207L67 208V205H66V206L64 207V210H65V211H64L63 208L61 207V209H62L65 213H64L62 210L59 211V210H60V209H59L60 207H57L59 210H56L57 208H56V206L54 205V204H56V202L53 204L55 207L52 205V206L54 207V209L56 208L55 211L59 212V214H61V215H63V216L66 215L65 217H67V216L70 217L71 219L69 218L68 221L71 220L70 222H72V225H73L74 223L78 225V227L75 226V227H77V229H76L77 231L74 230L75 233H76V232H77V233L75 234L74 231H73V232L71 233L72 236H74V234H75V237H76V236H79V237L82 238V236H80V235H85V234H86V233L83 234V231H84V232L89 231V232H88L89 236L86 237V235H85V236H83V238H84V237H85V239L88 238V237L90 238V239L88 238V239H86V240H84V241L89 242V245H90V253H91L92 257H93L96 261H97L98 258L101 257V255H103L104 253H105V255H107V256H105V255L102 256V258L99 260L100 263H99V262H96V261L94 260L95 263H97V264H103L102 262H103V260L105 259V260H104V261H105V264H107L106 261H108V260L106 259V257H108V255H111V254L108 253V252L110 251V249L112 250L113 248H115V246H116V247L118 246V250H117L118 252H116V254H114V255H113V254L111 255V258H112V259H113L112 256H114V259H113V260H111V258L109 257L110 260H111L112 262L109 263V261H110V260H109V261H108V264H121V262H123L124 264H127V260H129V261H128V264H130V263H132V261H133L132 258L134 259V258L137 256V254H138L137 257H138V258L140 257V258H139V261H137L138 258L136 257V258L134 259V261H133V264H138V262H140L141 264H178V261L181 262V263H184V261H191L192 264H207V263H208V264H212V263H213V262H210V260H211V261H214V259H212V258H215V256H216V254L214 255V252L218 254L217 251H219V248H220V250H222L223 246H222L221 244H218L219 246L221 245L222 247H218V248H216V249H218L217 251H215V247L213 248V246H212V248H211V247L208 248V250L210 249L211 252L214 251V252H213L214 257H212V254L210 253V254H211V259H210V256L207 255V254H209V252L205 249V248L207 247V245H206V243L200 245L199 242H201V238H202V237H200V235H198V233H199V234H200V233H205V231H206L207 229H205L204 232H202V231H203V229H204L207 225H206V226H204V225L201 226V223H198L197 221H194L195 218H194L193 215H192L191 217H187V218H188L187 221H189V220H193V221H189L190 227H188V228H186L187 225H185V223L187 222V221H186V218H184L185 216L183 217V219H184L183 222H184V225H185V227L183 226L184 228L182 227L183 224L181 225L182 220H178L179 224H176V223H175L174 225H172L174 222H177V220L175 221L174 219H175V217H178L179 215H176V214H173V213H172L171 215H172V216L174 215V216H173L174 219H173L172 217H171V219H170V218H169V215H168V217L166 216V214H167L168 212H169L168 214H170V210H169L170 208H169V207H170L171 205H170V206H167V208L164 209V210H163V208H164V207H163L164 204H163V206L160 205V206H162V207H161L162 210H161L160 212H158V213L165 215L164 217H166V218H163V216H161L162 218H161V219H160V218L158 219V216H160V214H158V213L156 214L155 212H153V213L145 212V211L147 210V209H145V208H139V210H140V209L142 210V213H141V214H138L139 212H136V213H137V214H136V213H134V211H135V209H136V211H137V210H138V209H137L138 207H133V208H132V206H133L134 204H133V205L131 204L132 206H130V208H127V207H129V205H130V204H129V205L127 206V204L129 203V201H125L126 198H129V196H128V194H127L128 192H126L125 190H124V191H125L126 193L123 192V191H120V189H122V188H120L121 186H120V187H117V189L113 188V187L119 186V185H116ZM254 181H255V180H254ZM262 181H264V180H262ZM262 181H261V182H262ZM79 182H80V183H79ZM112 184H113V185H112ZM114 184H115V185H114ZM117 184H119V183H117ZM249 184H250V183H249ZM253 185H254V184H253ZM253 185H252V187H253ZM33 186L35 187V184H34ZM74 186H75V187H74ZM112 186H113V187H112ZM29 187H30L29 189L31 190V186H29ZM36 187H37V186H36ZM261 187H262V185H261ZM118 188H120V189H118ZM262 188H264V187H262ZM122 190H123V189H122ZM145 191H147V190H145ZM223 193H224V192H223ZM80 194H81V195H80ZM225 194H226V192H225ZM225 194L223 195V197L225 196ZM83 195H84V196H83ZM119 195H120V196H119ZM214 195H215V194H214ZM116 196H117V197H116ZM130 196H131V195H130ZM212 196H213V194H212ZM216 196H217V195L211 197V199L216 200ZM226 196H227V194H226ZM88 197H89L90 199H89ZM116 198H117V199H116ZM120 198H121V199H120ZM130 198H131V197H130ZM130 198H129V199H130ZM176 198H177V197H175V198L172 200V202H173L174 204H175V200H176ZM81 199H82V200H81ZM91 199H92V200H91ZM113 199H114V200H113ZM118 199H120V200L123 199L122 201H124V202L126 203V205H125V204L123 205L124 202L122 203V201H120V200H118ZM111 200H113V202H111ZM134 200H135V199H134ZM139 200H140V199H139ZM131 201H133L132 198H131ZM80 202H81V204H80ZM91 202H93V203H91ZM105 202L107 203V205H105V204H106ZM115 202H116L117 204L119 203V204H121V205L119 206V204H118L117 206H115V205H116V204H114ZM120 202H121V203H120ZM127 202H128V203H127ZM45 203H46V204H48V203L51 204L52 201H50V200H46ZM98 203H99V204H98ZM104 203H105V204H104ZM111 203H112V204H111ZM63 204H65V203H62V205H63ZM135 204H137V201H136ZM56 205H59V204H56ZM62 205H61V206H62ZM81 205H82V206H81ZM93 205H94V206H93ZM108 205H109V206H108ZM172 205H173V204H172ZM99 206H100V207H99ZM114 206H115V207H114ZM134 206H136V205H134ZM89 207H90V208H89ZM112 207H113V208H112ZM117 207H118L119 209H118ZM121 207H122V209H123L124 212L122 211V209H120ZM171 207H172V206H171ZM173 207H174L173 210L179 208L177 205H173ZM80 208H81V209H80ZM131 208H132L133 210H132ZM134 208H135V209H134ZM168 208H169V209H168ZM82 209H84V212L81 211ZM85 209H86L87 211H86ZM88 209H89V210H88ZM102 209H103L104 211H103ZM108 209H109V210H108ZM124 209H125V210H124ZM126 209H128V210H126ZM129 209L132 210L133 212H131ZM143 209H145V211H144L145 213L143 212ZM152 209H153V208H152ZM152 209H151V210H152ZM100 210H101V212H100ZM111 210H112V211H111ZM153 210H154V209H153ZM153 210H152V211H153ZM171 210H172V209H171ZM79 211H80V212H79ZM102 211H103L104 213H103ZM107 211H109V212H108V213H109V214H108L109 216L107 215ZM110 211H111V213H110ZM125 211H126V212H125ZM127 211H128V212H131V214H130V213L128 214ZM152 211H151V212H152ZM154 211H155V210H154ZM165 211H166L167 213H165ZM182 211H183V210H181V212H182ZM185 211H187V210H185ZM68 212H69V213H68ZM78 212H79V213H78ZM81 212H82L83 214H81ZM105 212H106V213H105ZM121 212H122V214H121ZM162 212H163V213H162ZM176 212H177V211H176ZM181 212H180V213H181ZM187 212H189V211H187ZM187 212H185V213H187ZM211 212H213V215H214V210L211 211ZM67 213H68V215H67ZM73 213H74V214H73ZM96 213H97V214H96ZM174 213H175V212H174ZM182 213H184V212H182ZM182 213H181V215H182ZM189 213H190V212H189ZM189 213H188V214H189ZM78 214H79L80 218L76 217V216H78ZM98 214H99V215H98ZM111 214H112V216H111L112 218L110 217ZM113 214H114V215H113ZM123 214H124V215H123ZM133 214H134V215H133ZM155 214H156L157 216H156ZM177 214H179V212H178ZM211 214H212V213H211ZM219 214H220V213H219ZM219 214H218V215H219ZM82 215L85 217V219H86L87 221H86L84 218H83V219L81 218ZM93 215H95L94 218L92 217ZM96 215H97V216L99 217V219L101 220V223L105 220V222H103V223H104V226L101 225V224L99 223L100 221L98 220V218H96ZM103 215H104V216H103ZM105 215H107V217H106ZM175 215H176V216H175ZM186 215H187V214H186ZM190 215H191V214H190ZM218 215H217L218 219H221V220H217V218H214V220H215V221L217 220L216 222H220V223L223 222V223H222L223 225H225V224H226V221L230 219V218L227 216V214H225V217H223L224 214H223V216H222V214H220V216H218ZM83 216H82V217H83ZM90 216H91V217H90ZM182 216H183V215H182ZM182 216H181V218H182ZM248 216H249V215H248ZM75 218H76V219H75ZM88 218H89V219H88ZM105 218H106V219H105ZM228 218H229V219H228ZM253 218H254L255 221L257 220V218L252 217V219H253ZM67 219H68V218H67ZM72 219H73V220H72ZM74 219H75V220H74ZM93 219H94V220H93ZM107 219H111V220H107ZM167 219H168L170 222H172V221H174V222H172V224H171V223L167 224V223H165L166 221L169 222ZM178 219H179V217H178ZM252 219H251V217H250V220L253 222ZM82 220H83V221H82ZM84 220H85V222H84ZM91 220H92V222H91ZM106 220H107L108 222H106ZM112 220H114V221L112 222ZM81 221H82V222H81ZM212 221H213V220H212ZM215 221H214V223H215ZM255 221H254V226H256V227H252V226H253V225H252L253 223L250 224V225H252L251 227H250V225L248 226V224H249L250 221H247V220H246V222H248V224L245 225V224L243 223V227L241 226L243 229H242V228H241V229H238V228H240V227L236 226V228H234L233 231L237 230V232H236V231L234 232V233H237V234H235V235H238V234L240 235V234H241L240 232L245 233L244 235H242V234L240 235V237H242V236H243L244 238L247 237V238H245V239L242 237V238H243V241H244L243 244L246 245L247 247H249V249H250L251 246H252V247L255 246V249H256V251H257L258 248H256V245H254V242H255L254 240H255L256 238L254 237L255 239L253 238V240H251V239H249L248 236H250V238H252V237H253L252 235L255 234V236H256V237L258 236V238H259V239H258V238L256 239L257 241L259 240V241L264 242V239H262V238H264V224H262V221H260V220H259V221L257 220L256 223H255ZM87 222H88V223H87ZM143 222H144V223H143ZM257 222H258V224H257ZM103 223H102V224H103ZM105 223H106V224H105ZM227 223H228V221H227ZM75 224H74V225H75ZM80 224H81V226H82V228H81V232H82V233H81V234L78 232V230L80 231V228H79V225H80ZM82 224H83V225H82ZM108 224H109V225H108ZM161 224H162V225H161ZM164 224H165V225H164ZM212 224H213V223H212ZM215 224H216V223H215ZM228 224L230 225V223H228ZM259 224H262V225H259ZM88 225H89V226H88ZM91 225H92V226H91ZM98 225H99V226H98ZM163 225H164V226H163ZM166 225H167V226H166ZM176 225H178V226H176ZM210 225H211V224H210ZM217 225H218V224H217ZM244 225H245V227H244ZM100 226H101L102 229L106 226V227L103 229V232H102V229H101V228H100L101 231L99 230V227H100ZM102 226H103V227H102ZM107 226H108V227H107ZM111 226H112V227H111ZM114 226H115V227H114ZM116 226H117V227H116ZM118 226H119V227H122V229H120ZM158 226H159L160 228H159ZM200 226H201V227H200ZM213 226H214V224H213ZM218 226H219V225H218ZM221 226H222V225H221ZM221 226H219V227H217V228H218L219 230H221V228H220ZM226 226L228 227L227 224H226ZM239 226H240V225H239ZM259 226H260V227H259ZM72 227H73V226H72ZM86 227H87V231H86V229H84V228H86ZM95 227H96L97 229H96ZM109 227H110V229H108ZM153 227H154V228H153ZM157 227H158V228H157ZM210 227H211V226H210ZM214 227L216 228V226H214ZM214 227H213V228H214ZM223 227H224V226H223ZM223 227H222V228H223ZM248 227H249V228H248ZM78 228H79V229H78ZM88 228H89V229H88ZM113 228H114V229L118 228V229H116V231H115V230H113ZM161 228H163V230H162ZM164 228H165V229H164ZM200 228H201V232H197L196 230H198V229L200 230ZM207 228H208V227H207ZM213 228H212V230H213ZM217 228H216L215 231L213 230V232H216V233H217V230H218ZM225 228H226V227H225ZM244 228H245V229H244ZM251 228H252V229H251ZM83 229H84V230H83ZM156 229H158V230L156 231ZM190 229H192V230H190ZM97 230H98V231H97ZM106 230H107V231L110 230V231L107 232ZM117 230H118V231H117ZM160 230H161V231H160ZM224 230H226V231H221V232L219 231L221 234L219 233L220 235H218L217 237L214 236L216 233H215L214 235H210V234H206V233H207V232H206L205 234H206V235H209V236H211V237L213 236V237L215 238V240H216V238H220V237H222V236H229V235H228V228H227V229H224ZM239 230H240V232H239ZM247 230H252V231H250V233H249V231H247ZM258 230H259V231H258ZM95 231H96V232H95ZM99 231H100V232H99ZM114 231H115V232H114ZM119 231H120L121 233H120ZM187 231H188L190 234L187 233ZM191 231H192V232H191ZM193 231H196V232H197V233H196V234H197V237H198V236L200 237L199 240L197 239V241H196L199 245H197L196 242H195V240H196L197 237H196V235L194 236ZM94 232H95V233H94ZM123 232H125V234H123ZM136 232H138V233H137V236L133 235V234L136 233ZM210 232H211V231H210ZM210 232H209V233H210ZM90 233H91L93 236H91ZM93 233H94V234H93ZM119 233H120V234H119ZM211 233H212V232H211ZM246 233H247V235H246ZM95 234H96V235H95ZM126 234H127V236H126ZM187 234H188L189 236H187ZM191 234H193V236L196 237L195 240H194L193 237H191V236H192ZM217 234H218V233H217ZM217 234H216V235H217ZM248 234H249V235H248ZM250 234H251V235H250ZM69 235H70V234H69ZM94 235H95L96 237H95ZM101 235H102V236H101ZM201 235H204V234H201ZM206 235H204V236H206ZM245 235H246V236H245ZM104 236H105V237H104ZM122 236H123L124 241H125V239H126L127 241L124 242L123 240H121V239H122V238H121ZM131 236H132V237H131ZM94 237H95V238H94ZM102 237H103V238H102ZM124 237H125V238H124ZM206 237H208V236H206ZM76 238H78V237H76ZM76 238H75V239H76ZM83 238H82V239H83ZM96 238H97V239H96ZM204 238H205V237H204ZM72 239H73V237H72ZM82 239H80V240H82ZM94 239H96V240H94ZM98 239H99V240H98ZM205 239H206V238H205ZM207 239H208V238H207ZM207 239H206V240H207ZM212 239H213V238H211V240H210V237H209V240H210V241H213V242L209 243L210 246H211V244H213V243L215 242L214 239H213V240H212ZM78 240H79V239H78ZM88 240H89V241H88ZM209 240H207V241H209ZM73 241H75V240L73 239ZM103 241H104L105 243L108 241V244H109V245L106 243V245L104 246V242H103ZM111 241H112V242H111ZM113 241H114V242L116 241V243L114 244ZM148 241H149V242H148ZM202 241H203V240H202ZM216 241H217V240H216ZM259 241H258V242H259ZM76 242H77V241H76ZM109 242H110V243H109ZM126 242H129V243H126ZM147 242H148V243H147ZM204 242H206V241H204ZM204 242H203V243H204ZM217 242H218V241H217ZM258 242H257V243H258ZM102 243H103V244H102ZM122 243H123V244H122ZM124 243H125V244H124ZM143 243H145V244H143ZM146 243H147V244H146ZM201 243H202V242H201ZM218 243H219V242H218ZM220 243H221V242H220ZM246 243H248V245H250V246H248ZM257 243H256V244H257ZM113 244H114L115 246H113ZM132 244H134V245H132ZM141 244H143V245H147V246H143V245L141 246ZM207 244H208V242H207ZM252 244H253V245H252ZM260 244H264V243H258V244H257V247H258ZM101 245L104 247V249H103V247H102ZM161 245H162V247H163V245H165V247H167V248L164 249V247L162 248ZM213 245H214V244H213ZM106 246H108L107 249H106L107 252L104 251L105 248H106ZM159 246H160L162 249H164V251H165L166 253H165V252H164ZM261 246H262V245H261ZM134 247H135V248H134ZM149 247H150V248H149ZM96 248H97V250H96ZM124 248H127L128 250H127V249H124ZM148 248H149V249H148ZM259 248H260V246H259ZM93 249H94V250H93ZM99 249H100V251H99ZM101 249H103V254H102V250H101ZM156 249H157V252H156ZM211 249H213V250H211ZM95 250H96V251H95ZM121 250H122V251H121ZM135 250H137V252H138L137 254L135 253V252H136ZM126 251H129V252H126ZM132 251H134V252H132ZM141 251H142V252L147 251L149 255L147 254V252L141 254ZM162 251H163V252H162ZM222 251H224V250H222ZM256 251L254 250V252H256ZM124 252H126V253H124ZM219 252H220V251H219ZM132 253H134L135 255L132 254ZM139 253H140V254H139ZM161 253H163V254H162V255H164L163 257L160 255ZM170 253H172V254H170ZM221 253H222V252H220V254L217 255V257L220 256V257H219V260H220V258L222 259L223 255H224V254H223L224 252L222 253V255H221ZM131 254H132V255H131ZM169 254H170V255H169ZM173 254H175V257H174V256H173V257L171 256V255H173ZM143 255H144V256H143ZM150 255H151V256H150ZM165 255H166V256H165ZM167 255H169L170 257H168ZM250 255H251V254H248V256H250ZM179 256L182 257V259H181ZM221 256H222V257H221ZM251 256H252V255H251ZM251 256H250V257H251ZM95 257H97V258H95ZM148 257H152V258H151L152 261H151V259L149 260ZM208 257H209V258H208ZM130 258H131V260H132L131 262H130ZM176 258H177V259H176ZM183 258H184V259H183ZM205 258H206V260H204ZM207 258H208L209 260H208ZM102 259H103V260H102ZM140 259L143 260V261H144V259H145L146 262L144 261V263H143V261L141 262ZM175 259H176V260H175ZM180 260H181V261H180ZM183 260H184V261H183ZM84 261H85V260H84ZM84 261H83V262H84ZM87 261H88V260L86 259V261H85L86 264H87ZM94 261H93V262H94ZM136 261H137V262H136ZM150 261H151V262H150ZM202 261L205 262V263H203ZM208 261H209V262H208ZM215 261H216V260H215ZM223 261H224V260H222V262H223ZM83 262H82V263H83ZM114 262H115V263H114ZM125 262H126V263H125ZM129 262H130V263H129ZM147 262H148V263H147ZM149 262H150V263H149ZM152 262H154V263H152ZM217 262H219V261H218V258H217ZM222 262H220V263H222ZM95 263H93V264H95ZM123 263H122V264H123ZM140 263H139V264H140ZM181 263H179V264H181ZM189 263H190V262H189ZM189 263H188V264H189ZM185 264H187V263H185ZM213 264H218V263H215V262H214ZM224 264H226V263H224Z\"/></svg>",
  "mask_w": 264,
  "mask_h": 264
}]
</instances>
